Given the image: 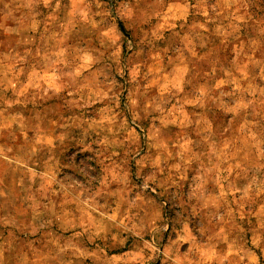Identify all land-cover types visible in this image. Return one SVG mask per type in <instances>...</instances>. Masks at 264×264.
Segmentation results:
<instances>
[{"label": "rangeland", "instance_id": "374dc122", "mask_svg": "<svg viewBox=\"0 0 264 264\" xmlns=\"http://www.w3.org/2000/svg\"><path fill=\"white\" fill-rule=\"evenodd\" d=\"M0 264H264V0H0Z\"/></svg>", "mask_w": 264, "mask_h": 264}]
</instances>
